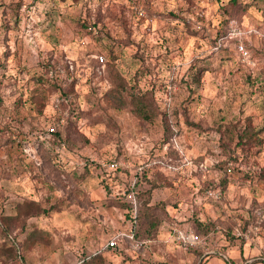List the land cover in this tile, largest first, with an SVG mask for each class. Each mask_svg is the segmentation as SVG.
Instances as JSON below:
<instances>
[{"label":"rangeland","instance_id":"obj_1","mask_svg":"<svg viewBox=\"0 0 264 264\" xmlns=\"http://www.w3.org/2000/svg\"><path fill=\"white\" fill-rule=\"evenodd\" d=\"M239 1L245 8L228 0H0V217L29 198L48 209L29 219L44 232L41 260L29 251L35 264H80L96 253L90 264H264V143L236 146L247 117L264 126V0ZM85 18L99 21L95 37L81 28ZM106 43L126 86L153 90L167 114L183 157L176 164L159 119L144 123L129 106L116 107L105 94L108 78H88L84 65L107 55ZM48 58L56 68L73 60L81 74L64 146L45 136L44 117L53 112ZM113 158L158 163L164 172L139 183L151 204L164 207L156 209L157 230L135 238V247L120 242L122 251L106 246L131 226L113 197L129 178L110 181L100 168ZM214 180H221L211 185L217 197L207 195ZM173 228L198 234L201 243L184 247ZM1 244L4 255L12 249L0 231ZM1 254L0 264H18Z\"/></svg>","mask_w":264,"mask_h":264},{"label":"trees","instance_id":"obj_2","mask_svg":"<svg viewBox=\"0 0 264 264\" xmlns=\"http://www.w3.org/2000/svg\"><path fill=\"white\" fill-rule=\"evenodd\" d=\"M227 5L232 8H245V5L239 0H228ZM170 15L172 16V14ZM89 20L90 19L85 18V20L81 22L80 26L87 34L95 37V32L93 31L94 27L97 25V23H99V21L95 18H92V22ZM227 31L228 25L226 26L225 30L216 34L217 43H219L220 40L227 38ZM98 38L100 40L102 36L98 35ZM111 42L113 44L114 41ZM107 44L108 43L105 44L107 48V55H105L104 69L102 73H97L95 71V67L99 64L96 57L92 56L87 64L84 65V67L90 68V77L88 78H92V76L95 74H99V77L104 75L106 78H108L110 81V86L105 94L116 107L122 108L124 106H129L134 116L144 123H154L159 119L163 129L164 145H166V149H168V151L172 150L176 154L174 157L175 159H172L171 161L172 164H176L179 159L181 160L183 157L180 154L179 149L175 148L172 142L175 132L170 125L167 114L165 113L162 115L160 112L156 98L154 97L153 90H141L137 86L132 85L129 87L126 86L124 76L119 72L116 66V60L118 56L114 45L108 46ZM117 44L122 45V40H117ZM67 59H65L61 66H58L57 68L55 66L56 64L54 62V58H48L44 63L46 72L50 77V81L48 79L47 81H49L53 87V96L50 100V105H52V100L55 97L59 99L58 109H53L51 116H47L46 114L44 117L45 122L47 123L45 126V136L60 146H64L66 132L70 123L72 122L71 119L68 120L69 116L71 117V115L76 112L75 110L78 107L76 104V97L78 95L76 86L78 82L76 81L73 72H71L69 69V63L67 62ZM71 61L74 65H76V62L73 60ZM52 72L54 74H52ZM56 112H58V115H55ZM50 126L53 128V132L48 131V127ZM234 127H236V124ZM263 131V125L259 127L253 125L251 123V118L247 117L242 130L236 133V146L249 149L250 147H254L256 145H262L264 143V138L261 136ZM177 155H179L178 158H176ZM111 160L122 159L113 158ZM184 161L185 160L182 161L183 164ZM101 162L102 161L99 162L100 168L106 174V178L108 180L118 181L120 178H129V180H127L125 183L121 181L118 182L123 185L119 190H117V193L113 195V197H116L120 201L119 203H121V205L129 212V218L131 220L130 229L134 232L135 238L153 237L161 220L160 215L156 213V209L160 208L164 210V207L160 204V206L157 204H151L149 201L148 190L146 192H141L139 190V183L142 181L141 179L143 177L145 179H147L146 177L150 178L153 173L152 171L155 169L159 172H163L160 170V165H158V163H152L144 170L138 171L137 167L141 164L140 162L133 166H130V164L126 162V166H119L115 169H104L101 165ZM198 166L199 164L195 166L196 170H199ZM227 168L228 167L225 165L223 166V171L225 173H229L227 172ZM231 168L232 167H230V169ZM216 181L214 180L213 182H210L208 184L210 185L209 188L213 187L211 185H215L216 187L221 185V180ZM105 183L107 190H112L113 185L108 182ZM144 193H146L145 195L147 196L145 200L142 198ZM130 195L131 197H129ZM47 211L48 209L42 208L37 200L29 198L17 203L16 213L14 215L0 217V231L3 232V235H5L7 240L10 242V246L12 248L7 250L6 254L4 255L2 250L5 245H0V254L2 253L1 255H4L3 258H14L17 260L18 264H35L29 251L36 249L39 253V250L43 248L41 246L42 243H40L39 237L40 235L44 234V232L40 228H37L33 222H29V219L37 217L41 213H47ZM13 222L18 223L19 228L16 231H14L12 227ZM125 248L126 246L114 247L111 249L122 251ZM98 254L99 253H96L94 255H89L82 258L80 264H90V262L97 259L96 256ZM37 256L39 262L42 255L39 253ZM4 262H9V260Z\"/></svg>","mask_w":264,"mask_h":264},{"label":"built area","instance_id":"obj_3","mask_svg":"<svg viewBox=\"0 0 264 264\" xmlns=\"http://www.w3.org/2000/svg\"><path fill=\"white\" fill-rule=\"evenodd\" d=\"M137 13L140 15L141 14L143 15L144 12L142 9H139V10H137ZM230 23H231V25L233 27V31H234L235 22L232 21ZM239 48H240V50L244 51V54L247 53L242 44L239 45ZM93 57H96L98 59V63H99L95 67V71L97 73H102V71L104 69L105 55L104 54H96V55H93ZM67 62L69 63V69L71 70V72H73L75 79L80 80L81 74L78 72V65H74L71 60H67ZM58 105H59V99L55 97L52 100V109H54V110L58 109ZM48 131L49 132L54 131L52 126L48 127ZM151 164L152 163L140 164L137 167V169H138V171H142L145 168H147L148 166H150ZM184 164H186L188 166H193L192 161L188 162V160H186V159L184 161ZM101 165L104 169H115L119 166H126L127 163H126V161H123V160H111V161H102ZM198 169L200 171H202L203 166L199 165ZM230 171H231V169H230V167H228L227 172H230ZM218 194H219L218 188L213 189L212 187H210L209 190H207L208 196H212V197L216 196L217 197ZM129 197H131V195ZM173 229H174L173 230L174 240H177L184 247H186V248L187 247H193V246H196V245L201 243V238L199 237L198 234L190 232L188 230L181 229V228H173ZM120 242H123V243L128 242L131 244V246L135 247L136 246L135 245L136 239L134 236V232L131 229L126 230V231H120L119 230L112 236V238L109 241L106 242V246L110 247V248L120 247Z\"/></svg>","mask_w":264,"mask_h":264}]
</instances>
